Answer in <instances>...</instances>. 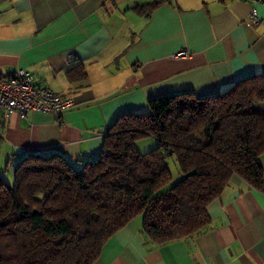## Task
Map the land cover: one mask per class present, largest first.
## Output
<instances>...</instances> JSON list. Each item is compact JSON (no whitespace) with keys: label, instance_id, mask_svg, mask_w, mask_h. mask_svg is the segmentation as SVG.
I'll list each match as a JSON object with an SVG mask.
<instances>
[{"label":"crops","instance_id":"1","mask_svg":"<svg viewBox=\"0 0 264 264\" xmlns=\"http://www.w3.org/2000/svg\"><path fill=\"white\" fill-rule=\"evenodd\" d=\"M152 1L0 0V79L25 68L36 84L75 101L59 114L0 109L4 170L30 151H58L80 168L101 154L118 116L148 109L149 98L220 94L264 72L263 3L160 0L148 14L138 11ZM181 50L190 55L177 56ZM208 212L202 232L163 244L133 218L92 264H264V190L234 174Z\"/></svg>","mask_w":264,"mask_h":264},{"label":"trees","instance_id":"2","mask_svg":"<svg viewBox=\"0 0 264 264\" xmlns=\"http://www.w3.org/2000/svg\"><path fill=\"white\" fill-rule=\"evenodd\" d=\"M159 2L136 7L148 14ZM149 135L158 145L140 151ZM11 167L12 183L0 172V264H92L136 217L155 244L195 235L234 174L264 190V72L220 94L149 98L148 110L118 116L80 168L58 151L26 152Z\"/></svg>","mask_w":264,"mask_h":264},{"label":"built area","instance_id":"3","mask_svg":"<svg viewBox=\"0 0 264 264\" xmlns=\"http://www.w3.org/2000/svg\"><path fill=\"white\" fill-rule=\"evenodd\" d=\"M263 3L264 0H251ZM254 23L260 22L256 8L250 13ZM177 56H189L186 50H181ZM75 103L73 96H62L51 86L38 85L30 70L19 68L11 77L0 79V109L5 116L19 115L26 117L29 111H43L55 114L71 107Z\"/></svg>","mask_w":264,"mask_h":264},{"label":"rangeland","instance_id":"4","mask_svg":"<svg viewBox=\"0 0 264 264\" xmlns=\"http://www.w3.org/2000/svg\"><path fill=\"white\" fill-rule=\"evenodd\" d=\"M148 110V109H145ZM158 145V141L154 136H142L141 138H139L136 141V146L140 151H146L149 150L155 146ZM169 163H170V168L171 171L173 173L174 178L177 177L179 172V169L177 168V164L176 161L174 160V157L169 156L168 157ZM5 171V172H4ZM0 172L2 174H4L3 176H5L6 179H8L11 183L13 181V171H12V167L11 165L8 166V168H6L5 170L3 169L2 166H0Z\"/></svg>","mask_w":264,"mask_h":264}]
</instances>
